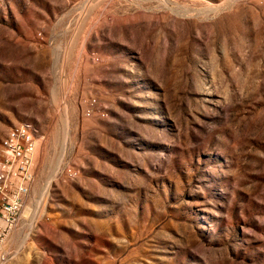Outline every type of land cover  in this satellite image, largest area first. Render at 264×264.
<instances>
[{"label":"rangeland","instance_id":"1","mask_svg":"<svg viewBox=\"0 0 264 264\" xmlns=\"http://www.w3.org/2000/svg\"><path fill=\"white\" fill-rule=\"evenodd\" d=\"M20 125L0 264H264V0H0Z\"/></svg>","mask_w":264,"mask_h":264},{"label":"built area","instance_id":"2","mask_svg":"<svg viewBox=\"0 0 264 264\" xmlns=\"http://www.w3.org/2000/svg\"><path fill=\"white\" fill-rule=\"evenodd\" d=\"M37 132L20 125L11 129V139L0 147V249L18 227L25 197L34 182ZM75 178V173L70 171Z\"/></svg>","mask_w":264,"mask_h":264},{"label":"bare ground","instance_id":"3","mask_svg":"<svg viewBox=\"0 0 264 264\" xmlns=\"http://www.w3.org/2000/svg\"><path fill=\"white\" fill-rule=\"evenodd\" d=\"M10 139H11V132H10Z\"/></svg>","mask_w":264,"mask_h":264}]
</instances>
